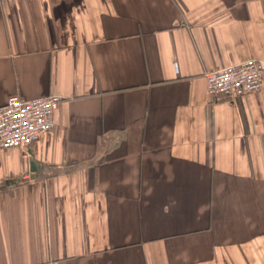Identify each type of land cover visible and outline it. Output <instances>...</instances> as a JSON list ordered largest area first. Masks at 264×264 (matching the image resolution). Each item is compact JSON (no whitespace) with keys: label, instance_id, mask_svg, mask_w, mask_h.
<instances>
[{"label":"crops","instance_id":"crops-1","mask_svg":"<svg viewBox=\"0 0 264 264\" xmlns=\"http://www.w3.org/2000/svg\"><path fill=\"white\" fill-rule=\"evenodd\" d=\"M264 0H0V105L62 97L0 147V264H264Z\"/></svg>","mask_w":264,"mask_h":264},{"label":"built area","instance_id":"built-area-1","mask_svg":"<svg viewBox=\"0 0 264 264\" xmlns=\"http://www.w3.org/2000/svg\"><path fill=\"white\" fill-rule=\"evenodd\" d=\"M264 62L247 59L206 73L207 91L215 99H235L261 89ZM62 97L25 99L14 94L0 105V147H27L55 125Z\"/></svg>","mask_w":264,"mask_h":264}]
</instances>
